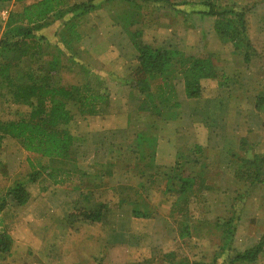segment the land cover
I'll list each match as a JSON object with an SVG mask.
<instances>
[{"label": "rangeland", "instance_id": "rangeland-1", "mask_svg": "<svg viewBox=\"0 0 264 264\" xmlns=\"http://www.w3.org/2000/svg\"><path fill=\"white\" fill-rule=\"evenodd\" d=\"M88 1H93L92 3L96 4L97 8L80 16L71 12H68L67 15L60 19L51 16L50 21H53L55 18L53 23L50 25L48 23V25L36 32L39 37L44 38L42 40L43 49L38 55L39 59L47 63L53 57H59L58 71L54 75L56 76V81L62 84H83L87 82L95 90H108L110 100L112 97L117 98V96H120L125 98V96H128L130 87H127L133 81L131 79L132 72L134 66L137 64L136 58L139 52L134 42L132 41V46L123 33L130 32L131 34L132 32L133 34V32L137 30L143 31V29L144 32L139 34L135 39L138 43H151V45L159 47L162 43L169 44L171 42L170 39H172V43L176 47L195 56H209L212 60L219 54L223 60L225 59L221 55L232 56V61L228 62L227 66L226 62H223L230 79L228 83L233 84L231 78L238 81L240 78L242 79L239 76L242 73L243 79L239 85H242L243 88L245 87V90L251 89L253 83L254 85L257 84V80L252 76L255 72L250 73L249 71L259 69V74H261L264 70V62H259L258 58H254V61L252 60L253 69L251 67L248 70L246 66L244 67L246 62L244 63L243 57L241 58V56L244 55L245 49L242 52H235L236 54L232 53L233 45L230 47V44L217 38L211 42L209 49H203V45L201 48L197 46L199 39H193L195 41L193 43L189 39L184 38L182 14H177V22L175 23L177 25L179 24V28L174 34H179L181 39H174L173 34L160 30L164 27L159 25V29L153 32V28L156 27L155 18L158 15L155 14L154 16L149 14V12L153 11L150 10L153 9L151 7H156L154 9L162 7L169 8L172 5L180 7L187 2L198 3L200 0H169L170 3H164L162 1L154 2L151 0L146 2L144 0H67L66 3L67 7H70L74 4ZM213 1L220 5L236 3L241 6L250 7V10H252L258 0H245L247 1L245 4L239 3L237 0ZM137 3L140 7H138ZM153 4L155 6H149ZM23 5V3L19 4L18 2L12 1L7 6H0V41L6 37L5 32L11 11L13 13L20 12ZM162 17H158L160 19L158 23L167 24L166 17ZM66 20H69V27L65 25ZM146 24L151 27L153 26V28L146 30L144 27ZM206 36L208 37L209 35ZM64 37H66V40H64ZM255 37L260 38L258 34ZM191 45L192 48L189 50L188 48ZM257 47V53L262 55L264 49H262L260 44ZM29 63H33L32 60L25 59L22 67L26 70ZM223 63L219 61V65L216 64V68H222ZM37 65L38 63H34L35 67ZM245 69L248 73L244 71ZM108 72H113L117 78L109 79ZM117 80L122 83H117ZM243 81H245L246 86ZM202 83H204L202 84V90L215 91L217 92V96L220 94V97H225L227 101L228 94L225 88L223 87L224 89L222 90L224 93H220L222 87L216 86V84L220 83L218 80L205 78ZM123 86L126 87V90L123 89ZM181 87H183V84L179 81L177 88L180 89ZM244 96L246 95L244 94ZM244 96L242 98L244 106H240L244 109L242 108L240 111L235 110V104L232 106L225 104L224 110H215L216 125L207 128V136L204 135L199 138L203 145H207L210 148L206 160L208 165L211 166H208L207 170L205 169L208 177L213 176L214 182L216 179L226 181V183L231 181L230 188H227V192H224L225 196L219 195L220 191L209 194L210 198L208 200L204 195L200 194L196 196L198 198L197 201L205 204L202 206L197 201L196 203L194 202L191 211L194 217L189 218L195 222L196 226L199 224V227H201V231L199 232L197 230L195 233L203 235L204 237L198 235L193 238H186L185 240L177 238L178 232L183 230L185 217L168 216L170 211H172L171 203L174 197L163 195V191L161 193L158 188H149L148 186L147 190L142 191V197L139 198L148 199L145 202L146 205L143 204L140 207L141 209H139L142 212L145 209H149L151 205L157 204L159 199H162V201L167 199L160 212L158 206L153 209V212L149 211L150 214L155 213L149 219L134 217L129 205H117L118 199L120 200L119 197H123L126 193L124 187L136 185L138 181L136 177L139 174L130 166L135 159L134 155L132 152H125V150H112L108 152L106 148L105 151L101 150L99 152L100 155L96 151L94 152L93 150L96 149V146L98 147L101 144V140L99 137L94 136L96 131L90 130L93 122H88L87 129L83 118H79L81 117L79 111L73 105L71 107L74 119L68 125V129L75 136L78 133V136L81 134L86 136V142L84 143L80 138L82 142L81 144L80 141L77 142V149L75 150L76 152L73 158L66 160L65 164L57 161H49L40 155L30 153L24 149L17 139L11 137L6 138L0 149V201L3 199L6 201L4 210L0 211L2 226L10 232V228L15 223V220L21 224L19 219L23 217H69L67 230L60 228V235L45 237H48V239L54 238L55 240L53 241L55 243L62 242L65 245L64 238H68L71 230L73 238L71 242L68 241V247L62 246L63 248L65 247L68 255L64 253V249L62 250L63 253L57 254V256L48 253L45 249L49 247L51 242L44 244L42 241L38 253L32 255L36 257L34 260L30 258L28 262L23 260V258L5 254L0 255V264H67L73 260L77 262L83 260V264H91L90 262H85L86 258H89V261L96 259V264H193V262L195 264H264V250L260 253L258 259L251 263L247 261L233 262L238 254L236 250L223 252L221 249L220 251L216 249L220 245H216V241H219L221 245L225 243L229 244L232 241L233 232L236 229V225L234 224L235 217H244L245 225H248V220L255 218L253 217V209L256 205L252 202L251 196L254 187H257L260 182L252 185L234 176V169L239 168L240 158L243 155L241 146L239 145L240 136L242 137L244 133L249 134L252 127L251 123L241 125L240 120L250 118L252 114H255V111L251 109L252 100ZM116 98L115 100L112 98L109 103L103 106L104 111L102 113H108V110L114 112V110L119 108L117 111L128 109L129 112L130 110L133 111L131 114L132 117L137 118L135 109L137 108L138 100L132 99V106L128 104L123 107L124 101L120 100V98L116 100ZM29 110V107L25 105L14 103L7 88L3 86V89H0V119L17 118ZM123 114L126 115V113ZM137 120L139 122L134 124L130 133L128 131H125L124 134L122 132L119 133L120 139L123 140V136L126 138L132 136L134 138V134L144 129L146 124L151 121L147 117H140ZM120 139H117V141H122ZM232 153H235L240 158H237V156L232 157ZM92 154L95 155L93 156ZM194 157V155H189L190 160H193ZM97 159H110V165L105 164L103 167H99L103 173L107 174L108 170H113L112 175L106 176L101 181L103 188L96 191V194L100 198H103L106 203L108 202L110 204V206L105 205L102 208L103 219L100 222H103V224L85 220L83 218L85 217V212L90 209L82 207L81 203L75 204L76 201L80 202L79 198L82 190L85 194L88 192L95 193V181L89 178L90 176L88 175H85L83 178V174L93 169L92 164ZM217 172L222 173L217 174ZM34 174L37 175V178L35 181H32L31 178ZM260 180L264 184V174ZM17 183H23L32 196L24 205H17L12 200V197L7 195L8 191ZM226 187H229V184H226ZM172 194L174 195V193ZM34 195L37 197H35L34 201H31ZM93 197H96L95 194H93ZM256 197L258 198V196ZM132 199H135V197L131 196ZM233 199L234 202H237L234 203ZM114 200L115 202H113ZM229 202L234 203L236 208H229ZM44 204L46 207H44ZM161 214L165 218L157 217L161 216ZM74 215H77L76 217L78 218L73 219ZM224 217H232L231 222L222 223L221 219ZM201 218L206 219L208 224L199 222ZM257 218L264 220V217ZM259 228H263V226L260 225ZM194 230L196 229L194 228ZM93 232H98L97 234L100 236V254H97V247L92 252V242L89 240V237ZM121 233H125V238L122 237ZM263 235L264 232H258V237H256L257 243ZM81 237L82 240L79 241ZM246 237L244 235V237L238 238L239 247L236 246V248L239 251L248 250L244 247L247 245L244 242ZM122 239L126 240L125 244ZM236 242L235 240L234 244H237Z\"/></svg>", "mask_w": 264, "mask_h": 264}, {"label": "crops", "instance_id": "crops-1", "mask_svg": "<svg viewBox=\"0 0 264 264\" xmlns=\"http://www.w3.org/2000/svg\"><path fill=\"white\" fill-rule=\"evenodd\" d=\"M202 1L204 0H200V2L198 3L187 2L180 6L182 7L181 9L179 6H175V5L169 8L162 7L158 9H154L156 7H151L153 8L150 9L153 11L149 12V14L151 15L155 16V14H157L158 17H162V15H168L162 17V18L166 17L165 20L167 21V24L158 23V20L160 21V19L156 17L155 18L156 27L153 28V26L151 27L148 24H146L144 27L146 30H150L153 28L154 29L153 32H154L155 30L157 31V29H159L158 28L159 25L161 27H164L160 30L165 31L167 33L170 32V34H173L174 39H181V37H179V34L176 35L174 34L176 33V31H178L179 28V24L177 25L175 23L177 22V14L178 13L182 14L183 22H184L183 24L184 38L189 39V41L193 43H195L193 39H199V43L197 46H200L201 48L203 45L202 47L203 49L204 48L209 49L210 48L209 45L213 40H216V38L221 41L223 40L221 39V37L218 36L216 32L215 22L217 18L215 16H208V15L203 16L200 13L201 11L206 10V7L201 4ZM237 1L239 3H244V4L247 3V1L245 0H237ZM255 18H257V20H255ZM248 27H249L248 28L249 40L251 44V49L249 50V53L251 51L252 52L249 54L248 60L245 59V53L243 56H241V58L243 57L244 63L246 62L244 67L246 66V69L250 70L251 67L252 69L254 68L252 66V60L254 58H258L259 62H264V51L261 50L263 51L262 55L257 53L258 52L257 45L260 44L262 49H264V33H263L264 32V0L261 1L258 0L256 6L251 10L250 14L248 15ZM142 32H144V29ZM123 34H125V38H128L129 43L133 46L130 32ZM256 34H258L260 38L255 37ZM206 35L209 36L207 37ZM170 41L171 42L169 44L162 43L160 44L159 47L176 48L180 51H183V49L176 47L172 43V39H170ZM227 43L230 44V47L232 46L230 42ZM148 45L156 48L154 45H151V43L150 44L148 43ZM191 48L192 45L188 49L191 50ZM232 53H235L234 48L232 49ZM138 56L136 58L137 64L134 66L133 71L139 65ZM221 56L225 60L221 59L220 54L213 58L216 64H218L219 61L221 63L226 62V66H227V63L232 61L231 59L232 56H228V55H221ZM224 67L225 65L223 63L222 68L220 69L217 68L219 75L217 78H215V80H218L220 82L216 84V86L222 87L220 93H224L222 92V90L225 88L226 93L228 94L227 101L228 102L230 101V103H228L225 100V97H220L221 96L220 94H218L217 96V92L215 91L213 92L209 90L207 91L201 90L200 97H188L185 92L184 78L182 77V75L178 74L177 76L172 75L169 78L167 85L164 86V90L166 91L165 95L171 96L170 102L167 105L170 106L164 107L162 113L157 114L152 110L140 111L139 105L144 100L145 95L141 93L138 94L137 90L133 89L130 84H128V87L127 85H125L127 88L130 87L128 91L129 95L125 96V98L120 96H117V98L112 97L113 100H115V98L116 100L120 98V100L124 101L123 107L128 104L132 106V99L138 100V105L137 108L135 109V114L137 115V118L147 117L149 121L151 120L146 124L144 129H141L140 131H137L134 134V138L132 136L129 138L123 136V140H122L120 139V134H119L121 132L124 134L125 131H128V133H130V130L133 128L134 124L139 122L137 118L132 117L131 115L133 112L132 110H130V112L128 111V109H123L124 111H117L120 109L119 108L117 110H114V112L112 110L110 111L108 110V113L107 112L98 113L91 116L81 115V117H79V118H83L86 127L88 122H93V125L91 126L90 130L96 131L94 133V136L99 137L101 140V144L98 147L96 146V149L93 150L94 152L96 151L98 155H100L99 152L101 150L105 151V148L108 150V152L112 150L113 151L125 150V152H129V153L132 152V154L134 155L135 158L133 161L134 165L132 164L130 166H132V168L136 170V173L139 174V175L136 174L137 175L136 179H138V181L136 185H128L129 187L127 186L124 187L126 189V193L124 194L123 197H119L120 200L118 199L117 205L118 206L129 205L131 209V213L134 217L136 216L138 218L149 219L150 217H153V215L155 214V213L150 214L149 211L153 212V209H155L156 206H158L160 212L163 207V204L166 202L167 199H164L163 201L162 199H159L157 204L151 205L149 209L147 210L145 209L143 210V212L141 211V213L143 214L138 215L136 211L140 212L139 210L141 209L140 207H142L143 204L146 205L145 202H147L148 200L145 198L139 199L142 197L143 190H147L149 186V188L154 187L160 189L161 193L163 191L162 193L163 195L166 196L168 195L169 197L173 196L174 197L173 202L171 203L172 211H170L168 216L185 217L184 227L189 226V234L187 236L182 238L180 236L181 233L178 232L177 238L180 240H185L186 238H190V237L193 238L200 235L195 233V231L199 230L200 232L201 227H199V224H197L196 226L195 222L191 221L189 218V217H194L191 211L193 209L192 206L194 205V202L196 203V201L198 200L196 196L201 194L206 196L208 200L210 198L209 194L215 193V191H220L219 195L225 196L224 192H227V188H230L231 181L229 183H226V181L216 179L214 182L213 176L209 178L205 172V169L207 170L208 166H211L208 165L206 160L208 158L210 148L207 145H203V143L200 142L199 138L204 135L207 136L208 134L207 128H211L214 125H216L215 110H219V111L224 110L225 104H227L228 106H232L233 104H235V110L240 111L243 108L240 106L241 105L244 106L242 99L244 94L246 95L244 97H246L249 100H252L251 109L255 111V114H252L250 118H246L248 120L246 119L240 120L241 125L248 123L252 124L250 133L249 134L244 133L243 136L242 137L240 136L239 139V145L241 146L242 154H243L241 158L242 157L253 158L256 155H261L264 157V70L261 74H259V69L249 71L250 73L255 72V74H253L252 76L255 77V79L257 80V84L254 85L253 83V87L251 89L245 90V87L243 88L242 85H239V83L243 79L242 73L239 74V76H241L242 79L240 78L238 81L231 78V82H233V84H231L228 83L230 79L226 72V67L225 68ZM246 69L244 71H246ZM246 73L248 72L246 71ZM107 75L109 79L117 78L116 76H114L113 72L111 73L108 72ZM212 79L214 80V78ZM179 81H181L183 84V87H181L180 89L177 88V84ZM203 81L204 79L202 80V82ZM116 82L119 83L121 81L117 80ZM162 82L163 79H157L152 83V89L155 90L156 95L158 93V87L160 86L159 84H161ZM202 82L201 85L204 84ZM243 82L244 85L246 86L245 81ZM123 83H127V82H123ZM229 84L230 86H228ZM125 86H123L124 90H126ZM123 113H126V115ZM78 134L76 136L79 139L81 138L85 143L86 136H83L82 134L78 136ZM139 135L140 136L142 135V137H139ZM81 139L79 140L80 144L82 142ZM117 139H120L122 141L119 142L117 141ZM92 155L94 156L95 154ZM189 155L195 156L193 159L197 161L195 175H197L199 181L200 180L202 181L203 185L200 186L198 192H195L191 196V200L186 205L185 204L182 205L185 207L181 210L182 207L180 208L179 206H175L178 196L176 194L173 195L171 192H166L164 188L165 185L167 184V181H169V179L175 178L177 174H179V169H178L179 166L185 168L187 166V163L193 161L190 160ZM231 156L232 157L237 156V158H239V156L236 155L235 153L234 154L232 153ZM105 164L110 165V159H106V160L97 159V161L93 162L92 164L93 169L88 170L87 173L85 172L83 174V178L85 177V175H88L90 176L89 178H92L93 181H95L94 184L95 193L88 192L85 194L83 193L84 191L82 190L80 192V198H79L80 202L76 201L75 204L81 203L82 207H87L90 210L96 209L97 207H99V205L110 206L108 202L106 203V201L103 198H100L99 195L96 194V191L101 190L103 188L101 186V181L104 180L106 176L113 174V170L111 169L108 170L107 171L108 173L106 174L103 173V171L99 168V167H103ZM236 171L237 169H234V176L237 178ZM220 173L222 172H217V174ZM226 184H229V187H226ZM230 191L232 190L230 189ZM93 194H95L96 197H93ZM131 196H134L135 199L131 200ZM256 196H258V198ZM35 197L37 196L34 195L31 201H34ZM251 200L256 205V207L253 209L254 212L253 217L255 218H253L252 220H248V225H245L244 217L242 218L235 217L234 224L236 225V229L233 232L232 241L229 244L225 243L224 245H221L219 241H216V245L220 244L216 247V249H219V251L221 249V251L223 252H226L227 250L230 251L236 250L238 251L237 253L245 252V251H239L236 248V246L239 247L238 238L239 237L242 238L244 237V235L247 236L244 241L245 243H247V245L244 246L245 249L254 247V245L257 244L256 237H258L257 236L258 232L259 231L260 233L264 232V220H260L257 218V217H264V184L263 183L260 182V184L257 187H254ZM113 202H115V200ZM197 203H199V205L202 206L205 204L199 201H197ZM234 203L229 202L228 203L230 205L229 208L235 209L236 206L234 205ZM210 204L212 203L210 202ZM44 207H46L45 204ZM177 207L179 209H177ZM190 212H191V216H190ZM157 217L165 218V216L162 214L161 216H157ZM68 218L69 217H23L19 219L21 221V224H19V222L15 220V223L12 224L9 232L13 239L12 249L9 254L19 258H23V260L29 262L30 258H32V260L36 258L33 257L32 255L38 253V250L41 247L43 241L44 244L51 242L49 247L45 249L48 251V253L57 256V254H62L63 253L62 250L64 249V253L68 255V252L65 250V247L63 248L62 246L68 247L69 244L68 241L71 242V239L73 238V235H71L72 232L71 230L68 235V238H64L65 245H63L62 242L55 243L53 241L55 240L54 238L48 239V237H45V236L55 237L57 235H60L59 232L61 231H59V229L60 228L66 229L68 227L69 224ZM231 219L232 217H224L221 220L222 223L223 222L229 223L231 222ZM199 222L208 224L206 219H202V218L199 220ZM96 223L103 224V222H96ZM50 224H56V225H50ZM260 225H262L263 228H259ZM194 228L196 230H194ZM113 230H115V228H113ZM97 233L96 232L91 233L92 235L89 237V240L92 242V252L93 249L97 247V252H98L97 254H100L101 242H100V236ZM121 234L122 237L125 236V233H121ZM200 237H204V236L200 235ZM81 240L82 237L79 239V241ZM235 240L237 241L236 242L237 244H234ZM122 241L124 244L126 243V240L122 239ZM107 242L109 243V241ZM85 260H86L85 262L96 264L95 262L96 259H92L91 261H89V258H86ZM83 262H84L83 260L81 262L79 261L77 262L73 260L67 264H83ZM193 264L195 263L193 262Z\"/></svg>", "mask_w": 264, "mask_h": 264}, {"label": "trees", "instance_id": "trees-1", "mask_svg": "<svg viewBox=\"0 0 264 264\" xmlns=\"http://www.w3.org/2000/svg\"><path fill=\"white\" fill-rule=\"evenodd\" d=\"M12 1L24 5L20 12L11 11L6 37L0 41V89H3V86L7 88L14 103L25 105L30 110L17 118L0 119V149L4 140L11 137L17 139L28 152L40 155L49 161L65 164L66 160L73 158L77 142L80 140L68 129V125L74 119L71 105L76 107L82 116L95 115L104 111L103 106L109 103L110 95L108 90H95L87 82L69 85L57 82L54 74L58 71L59 57H53L47 63L39 59L44 38L39 37L36 32L48 23L52 24L55 18H63L68 12L80 16L95 10L97 5L93 4V1L67 7V0H0V6H7ZM151 1L170 3L169 0ZM201 4L206 7L205 11L200 12L203 16L217 18L215 28L218 36L223 41L230 42L234 52H242L245 49V59L248 60L251 44L247 16L251 12L250 7L236 3L220 5L213 0H204ZM137 5L140 7L138 3ZM51 16L55 17L53 21H50ZM69 20L65 21L67 27ZM141 33L140 30L133 34L131 32V40L139 51V65L134 69L133 81L130 83L138 94L145 95L139 105L140 111L152 110L161 114L164 107L170 106L167 105L171 96L165 95L164 86L172 75H182L188 97H200L201 81L205 78L218 77L216 62L211 57L195 56L176 48H154L145 43H138L135 39ZM25 59H31L33 62L29 63L26 70L22 67ZM34 63L38 65L35 67ZM157 79H163V82L159 84L156 95L152 83ZM240 160L236 171L237 177L252 185L262 182L260 179L264 174V157L256 155L253 158L242 157ZM196 167L195 160L187 163L185 168L179 166V174L169 179L165 185L166 192L178 196L175 206L182 207L181 210L185 207L182 205H186L191 200V196L203 185L195 175ZM36 178L37 175L34 174L31 180L35 181ZM7 195L11 196L17 205L26 204L31 197L23 183L15 184ZM5 205V199L0 201V211L4 210ZM103 207L104 205H99L94 210H87L83 218L89 222H100L103 219ZM136 213L143 214L141 211ZM76 216L74 215L73 219H77ZM180 233L182 238L187 236L189 226H185ZM12 245V236L2 226L0 219V255L9 254ZM263 250L264 235L254 247L238 253L233 262L253 263Z\"/></svg>", "mask_w": 264, "mask_h": 264}]
</instances>
